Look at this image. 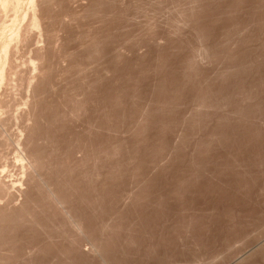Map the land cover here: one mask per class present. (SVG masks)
<instances>
[{
    "label": "rangeland",
    "instance_id": "1",
    "mask_svg": "<svg viewBox=\"0 0 264 264\" xmlns=\"http://www.w3.org/2000/svg\"><path fill=\"white\" fill-rule=\"evenodd\" d=\"M13 1L0 264H264V0Z\"/></svg>",
    "mask_w": 264,
    "mask_h": 264
},
{
    "label": "bare ground",
    "instance_id": "2",
    "mask_svg": "<svg viewBox=\"0 0 264 264\" xmlns=\"http://www.w3.org/2000/svg\"><path fill=\"white\" fill-rule=\"evenodd\" d=\"M8 1V0H7ZM6 0H4V4L2 3L3 1H0V4H2L1 6H3L4 5V7H6L7 6V2ZM23 1V0H22ZM18 3L19 2V0H14L13 1V3ZM30 2L32 3V1L30 0ZM20 4H21V2H19ZM35 4V3H34ZM17 6L19 5V4H16ZM22 6V5H21ZM4 7H2V8H4ZM18 8H19V6H18ZM38 17V16H37ZM39 18V17H38ZM37 20V19H36ZM35 21V20H34ZM2 25V24H1ZM37 25V24H36ZM1 27V26H0ZM3 27H4V25L2 26V29H3ZM7 27V26H6ZM11 27V26H10ZM14 28H16V27H14ZM14 28H13V30H14ZM6 31H7V29H5ZM18 30H20V29H18ZM4 31V30H3ZM10 33V32H9ZM17 33V31L14 33V34H16ZM11 34V33H10ZM14 34H13V36H14ZM20 34H21V32H20ZM2 36V35H1ZM10 36H12V34L10 35ZM9 36V37H10ZM16 36V35H15ZM8 37V38H9ZM14 39H16V37L14 38ZM12 46V45H11ZM11 48V47H10ZM3 50H2V52H1V54H0V64H1V68H3V66L5 67V57L8 55V49H9V45H8V43L2 48ZM10 53V52H9ZM10 55V54H9ZM9 55L7 56L8 57V59H9ZM6 57V58H7ZM7 65V64H6ZM8 67V66H7ZM7 67H6V69H7ZM5 69V68H4ZM1 71V70H0ZM7 72V71H6ZM8 75V74H7ZM3 77L5 78L6 76H4V70L2 69V73H1V75H0V81H2V79H3ZM3 82V81H2ZM4 82H5V80H4ZM1 83V82H0ZM3 87V85L1 86V88ZM0 91H1V89H0Z\"/></svg>",
    "mask_w": 264,
    "mask_h": 264
}]
</instances>
